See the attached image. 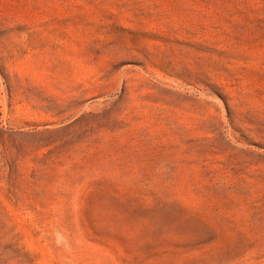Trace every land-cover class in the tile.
<instances>
[{
    "label": "rangeland",
    "instance_id": "374dc122",
    "mask_svg": "<svg viewBox=\"0 0 264 264\" xmlns=\"http://www.w3.org/2000/svg\"><path fill=\"white\" fill-rule=\"evenodd\" d=\"M0 264H264V0H0Z\"/></svg>",
    "mask_w": 264,
    "mask_h": 264
}]
</instances>
